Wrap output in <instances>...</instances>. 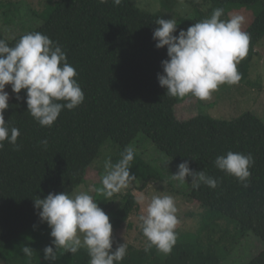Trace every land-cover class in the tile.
Instances as JSON below:
<instances>
[{
  "label": "trees",
  "instance_id": "trees-1",
  "mask_svg": "<svg viewBox=\"0 0 264 264\" xmlns=\"http://www.w3.org/2000/svg\"><path fill=\"white\" fill-rule=\"evenodd\" d=\"M207 1L212 3L210 12L223 8L224 14L230 4L262 6L246 31L251 37L249 51L238 66V72L247 78L256 46L264 39V0ZM158 18L166 19L161 13L140 10L131 0L120 6L111 0L106 4L61 0L39 25L15 39L0 32V39L10 46L35 31L58 42L76 69L85 95L80 107L62 111L51 128L41 127L27 112L26 91L20 94L24 99L17 100L14 93L9 101L5 122L20 130L21 147L16 151L5 143L0 151V259L4 264H47L41 260L43 251H33L29 258L14 248L25 233L42 224L34 199L53 192L73 194L85 184L90 167L108 141L116 145L113 163L126 147L134 149L130 171L143 180L140 190L154 180H164L163 173L135 150L144 142L142 134L178 164L187 161L193 171L204 170L219 181L216 189L201 185L184 194L189 201L218 214L214 224L228 218L236 224L238 234L230 238L229 230L213 231L212 224L204 221L197 233L177 232L170 254L155 247L145 251V247L129 246L120 264H222L224 251L219 248L224 243H234V248L251 232L264 241V120L252 112L233 120L206 115L179 120L176 107L185 98L166 96L157 78L163 71L161 62L168 58L167 49H157L153 40ZM196 22L177 27L176 35ZM45 139L46 148L39 144ZM229 151L254 157L249 187L215 167L216 157ZM100 194L97 190V203ZM136 201L133 193L124 197V206L115 211L113 231L139 208ZM88 260L86 250H80L72 254L70 264H88ZM248 264H264V250Z\"/></svg>",
  "mask_w": 264,
  "mask_h": 264
},
{
  "label": "clouds",
  "instance_id": "clouds-1",
  "mask_svg": "<svg viewBox=\"0 0 264 264\" xmlns=\"http://www.w3.org/2000/svg\"><path fill=\"white\" fill-rule=\"evenodd\" d=\"M109 0H99L106 4ZM120 6L124 0H111ZM223 8H216L210 17L179 30L175 18H158V27L153 31L157 49H167V59L161 62L162 73H158L159 85L166 89V96L195 98L206 101L223 85H236L241 80L238 64L247 57L250 34L242 30L245 18L230 14L227 19ZM76 69L68 62L63 47L39 31L20 37L14 46L0 39V151L5 143L19 151L20 130L5 122L9 109L8 86L22 100L26 91L28 113L41 126L51 128L65 109L72 111L85 101L84 92L78 82ZM44 148L48 141H39ZM135 151L131 146L124 149L121 158L113 163L104 162V174L98 191L106 198L128 189L137 177L130 171ZM195 160V159H193ZM255 160L251 154L229 151L217 156V169L233 176L245 188L249 187L251 167ZM199 189L205 185L218 187L219 181L206 171H193L185 161L178 165L171 179L188 183ZM90 188L87 192L69 195L67 192L49 193L45 198L36 197L34 207L42 223H46L52 237L49 246L43 249V259L55 264L57 253L64 250L76 254L82 248L89 257L88 264H120L127 254V242L113 250V226L109 216L99 207ZM140 205L137 219L146 239L145 251L155 247L159 252L170 254L176 244V229L179 224L175 198L168 194L142 196L136 201ZM33 248L25 245L21 252L31 257Z\"/></svg>",
  "mask_w": 264,
  "mask_h": 264
},
{
  "label": "rangeland",
  "instance_id": "rangeland-1",
  "mask_svg": "<svg viewBox=\"0 0 264 264\" xmlns=\"http://www.w3.org/2000/svg\"><path fill=\"white\" fill-rule=\"evenodd\" d=\"M61 0H0V32L9 40H13L19 35L39 25L44 16L58 5ZM140 10L149 13H161L166 19L175 18L178 27L190 25L195 21H201L210 17L212 3L207 0H131ZM13 4H15L13 8ZM262 6L260 4L248 6L241 4L227 5L226 12L222 19H227L230 14L242 15L245 23L242 26L243 31H247L253 24L256 17L260 14ZM10 10V11H9ZM16 11V12H15ZM40 21V22H39ZM256 55L251 63L248 76L241 75L238 84L228 86L223 85L218 91L213 93L210 99L201 101L195 98L186 97L185 100L176 107V114L179 120L186 121L198 115H206L218 120H233L243 116L247 112H252L264 120V39L256 46ZM242 60L238 64H241ZM237 66V67H238ZM6 91L9 93L10 100L13 98L11 87ZM184 99V98H183ZM9 100V101H10ZM143 143L135 149L148 163L158 168L164 175V180L152 181L145 190H140L144 185L143 180L137 179L132 185L109 198L100 194L97 199L99 207L109 216L110 223H115V217L118 209L124 206V197L133 193L137 200L142 196L151 197L152 195L168 194L175 198L178 208L179 224L176 233H197L205 221L206 224H212L211 229L229 230L230 238L237 235L236 224L225 218L219 224L215 219L218 214L210 209H205L197 202L189 201L184 193L192 189L191 178H186L188 183L180 184L171 179V174L178 170V163L172 158L161 152L156 145L145 135H141ZM114 147L113 141H108L103 147L102 152L90 167L85 184L80 186L74 193L87 192L96 196L97 190L101 187L100 180L104 174V162L113 159ZM131 215L129 220L120 228L113 231V250L119 245L127 242V253L129 246L135 248H144L146 239L139 227L137 219L140 215V205ZM224 227L221 228V226ZM232 225V226H230ZM236 227V228H235ZM235 228V229H234ZM51 229L46 223H42L36 228L31 229L22 236L21 241L17 243L18 250L25 245L33 248L34 251H43L46 246L52 242L50 236ZM233 234V235H232ZM215 236L216 234L213 233ZM234 243H224L219 250L224 251V261L222 264H248V262L261 251L264 250V241L254 233H249L243 241L232 248ZM217 246V245H216ZM84 250L85 249H81ZM10 252V251H9ZM41 260H44L43 257ZM45 262V261H44ZM72 254L60 250L57 253L55 264H70ZM0 264H4L0 259ZM48 264V262H47Z\"/></svg>",
  "mask_w": 264,
  "mask_h": 264
}]
</instances>
